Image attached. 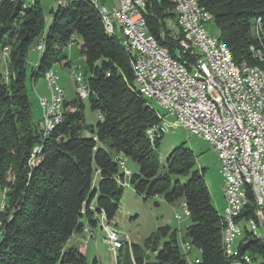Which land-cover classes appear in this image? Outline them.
<instances>
[{
    "label": "trees",
    "instance_id": "obj_1",
    "mask_svg": "<svg viewBox=\"0 0 264 264\" xmlns=\"http://www.w3.org/2000/svg\"><path fill=\"white\" fill-rule=\"evenodd\" d=\"M198 3L210 14L234 63L264 70V38L256 32L258 20L264 27V0ZM22 7L19 0L0 4V264H87L72 239L96 227L101 215L108 224L114 219L125 180L116 157L138 165L129 185L144 201L182 199L190 225L181 240L189 245L187 253L191 248L199 252L188 262L177 231L165 226L145 240L144 249L131 244L129 250L122 243L116 264H264V239L247 226L258 216L253 194L248 190V203L236 219L244 224L236 254L227 256L222 217L211 203L205 169L195 167L193 153L183 144L161 156L159 112L138 93L132 56L118 37L105 32L94 7L86 0L58 1L45 36L39 0ZM143 14L150 34L176 56L173 33L163 21L175 22L174 5L149 0ZM75 37L81 40L83 78L90 90L86 100L100 120L87 128L83 100L76 94L71 101L63 97L62 120L42 136L26 91L28 57L38 41L44 43L32 82L57 63L65 61L70 68L65 48L68 41L76 43ZM174 39H183L180 31ZM3 50H8L7 60Z\"/></svg>",
    "mask_w": 264,
    "mask_h": 264
},
{
    "label": "built area",
    "instance_id": "obj_2",
    "mask_svg": "<svg viewBox=\"0 0 264 264\" xmlns=\"http://www.w3.org/2000/svg\"><path fill=\"white\" fill-rule=\"evenodd\" d=\"M99 1L105 7L111 9L119 24L130 26V34L135 42V50L138 51L141 82L144 84V78H151L152 90L150 92L153 97L162 98V106L166 108V114H171L173 123L183 126L191 135L203 137L209 142L217 155L220 174H224L225 177V186L222 188L228 191V199H224V203L225 205H230L233 212H240L241 214L246 201L245 193L242 191V182L237 180L238 172H234L232 168L236 149L234 144L227 141V132H220L218 126L219 116H214V113H211L207 101L200 93V85L209 83L210 90L217 94L219 100L218 109L226 111L228 130H235V133L241 136L242 144H244L243 163L249 172L252 173L255 193H258V216L256 217L255 228L260 229L262 239H264V213H262V207L260 206V199H262L264 194V166H261V159H264V105L253 104L252 100L246 97L241 90L239 94H236L241 109V120L231 118L229 105L219 95L218 85H215V78H207L206 72L200 67V60L188 50V43H196L198 46L205 48L206 60L214 63V58H220L215 57L213 54L211 36L205 29L207 22L199 20L198 13H189V0H167L174 5L175 23H180V29H186L184 42H176L174 33L171 35V40L176 43L173 51L181 54L184 60L188 61V69H181L180 66L170 63L168 59L170 49L168 47L158 48L152 41L149 29L142 23L140 9H146V4L149 0H109L110 4H107L106 0ZM19 2H27V0H19ZM38 42L31 48L32 53L37 52ZM73 44L68 41L65 50H70ZM6 52L8 50H3L2 54L5 60H7ZM222 66V63L221 65H215L217 71H221ZM71 73L75 83L76 96L80 100L87 99L90 95V90L88 84L84 81L83 73H75L73 70ZM191 73H204L205 81L191 80ZM44 78L50 90V95L49 97L38 98L41 108L39 126L42 136L48 124L59 120L54 110V103L57 102V97L60 94L59 78L54 77L53 71L50 70ZM251 107L260 108V115H251ZM249 134H257V150L253 155L256 159V166H249L248 157H245V146L247 135ZM116 158L122 160L123 168L127 171L126 159L122 157ZM253 167H260L262 187H255ZM123 184L127 186L129 181ZM184 213L188 216L185 206ZM176 218H179V216L176 215ZM99 220L103 230V223H106L105 216L101 215ZM240 224L235 222L234 219L232 220V240L236 242L242 236ZM105 243L113 252L114 242L111 236L105 235ZM185 248L189 250V245L185 244Z\"/></svg>",
    "mask_w": 264,
    "mask_h": 264
},
{
    "label": "rangeland",
    "instance_id": "obj_3",
    "mask_svg": "<svg viewBox=\"0 0 264 264\" xmlns=\"http://www.w3.org/2000/svg\"><path fill=\"white\" fill-rule=\"evenodd\" d=\"M59 0H39L43 17L44 31L42 35H46L52 23L54 13L58 9ZM110 4L109 0H106ZM166 29L172 31L174 35L179 33V29L171 18H163ZM255 27V26H254ZM205 29L211 37L218 38L219 30L216 24L211 20L205 24ZM255 29V28H254ZM255 31V30H254ZM115 34L122 40L123 37L118 27L115 28ZM124 39V37H123ZM76 43L70 50L66 49L65 54L70 60V67L66 68L61 64H55L53 72L57 74L58 85L63 90L64 100L71 101L75 96V83L72 70L75 73H83L85 62L84 57L79 53L81 40L75 37ZM40 55L30 53L28 57V77L26 81V91L31 103L32 119L35 123H39L41 119V108L39 106V97H49L50 90L47 87L45 78L39 77L35 82L30 79L31 70H35L39 63ZM135 87H138L135 82ZM147 105L158 111L160 115L166 116L161 121L163 129V139L161 141V156L165 157L169 152L180 145H184L190 149L194 155L195 167L205 169L204 182L210 193L211 203L219 215H222L225 206L223 198L224 180L220 174V165L215 151L211 148L208 141L203 137L191 135L183 126H172L173 118L166 115V112L153 100H147ZM83 116L87 128L95 127L100 118L96 112L90 108L89 102L83 100ZM86 134V133H85ZM264 166V160H263ZM126 167L131 174L138 173V165L130 160H126ZM124 183V182H123ZM124 185V184H123ZM176 215L179 218H176ZM190 225L188 216L184 213V204L182 199L168 203L160 197H154L148 201H144L143 197L134 193L130 185L124 186L123 195L119 204L118 211L114 219L110 222V228L116 230L118 235L128 244H135L144 249V242L150 235L155 233L157 229L168 226L171 230L177 231V237L182 254L188 262H194V257L199 256V252L194 248L187 253L185 244L181 237L185 228ZM241 227L244 225L240 224ZM103 226H107L103 223ZM101 224H97L92 229V238L84 237L81 240L80 249L84 252L87 264H115V253L105 243V232L100 228ZM236 244V242H235ZM235 249V245H234ZM130 252V251H129ZM95 262V263H94Z\"/></svg>",
    "mask_w": 264,
    "mask_h": 264
},
{
    "label": "bare ground",
    "instance_id": "obj_4",
    "mask_svg": "<svg viewBox=\"0 0 264 264\" xmlns=\"http://www.w3.org/2000/svg\"><path fill=\"white\" fill-rule=\"evenodd\" d=\"M3 0H0V4ZM62 0H59V3ZM89 2L102 20L105 32L111 36H116L115 28L121 31L123 37L119 41L126 52H128L131 57V67L134 74L135 81L138 84L137 91L138 93L145 98L146 100H153L156 102L165 112L166 108L162 106V98L153 97L150 90H152V79L144 78V84L140 80V63L138 61V51L135 50V42L132 40V35L130 34V26L126 24H119L118 19L112 14L111 9H108L104 6L99 0H86ZM34 3V0H27L23 2V10H26L29 6ZM144 10L140 9V17L142 18V23L147 26ZM189 13H198L199 20H204L205 22L211 21L210 14L199 6L198 0H189ZM181 36L183 39L179 42H184V36H186V29H180V23H177ZM148 29V27H147ZM256 32L258 38H264V27L261 24L260 20L256 24ZM152 41L157 45L158 48H162L153 36ZM211 46L213 48L214 63L209 60H206L205 48L198 46L196 43H188V50L190 53H194L195 57L200 60V67L206 72L207 78H215V85H218L219 95L223 100L229 105V113L231 118L234 120H241V109L239 107V100L236 94H239L241 90L244 92L245 96L252 100L253 104L264 105V70L258 66H248L242 64L241 66L236 65L231 57V53L227 49L224 43H222L218 38L211 37ZM44 50V43H38L37 53L41 54ZM176 56H172L168 53V59L172 65L180 66L181 69H188V61L184 60V57L181 54L175 52ZM221 71H217L215 65H221ZM7 75V74H5ZM55 78H58L57 74L53 72ZM191 80L193 81H205L204 73H191ZM241 80V82H240ZM60 94L57 97V102L54 103V110L56 116L59 120L48 124V127L45 128L43 135H47L48 132L54 128V126L62 120V102H63V90L59 87ZM200 93L207 101L208 106L211 109V113H214V116L218 117V126L220 132H227V141L234 144L236 149L235 158L232 161V168L234 172L237 173V180L242 182V191L245 193V206L247 202V193L248 190L254 196V203L258 213L257 200L258 193H255L254 183H252V173L249 172L246 165L243 163L244 158V144H242L241 136L235 133V130H228V122L226 117V111H221L219 108V100L217 94L210 90L209 83H202L200 85ZM159 114V113H158ZM168 117L172 118L171 114H166ZM251 115H260V108L251 107ZM159 119L163 121V118L166 116L158 115ZM179 124L172 123V126L175 127ZM257 150V134L247 135V142L245 146V157H248V165L256 166V159L253 156ZM263 160L261 159V166H263ZM118 164L122 169L124 175V183H127L130 179L131 172L123 168L122 160H118ZM254 182L255 187H262V178L260 173V167H253ZM223 177V186H225V177L224 174H221ZM124 186H126L124 184ZM223 189V198L228 199V191ZM260 206L262 207V213H264V194L262 199H260ZM240 216V212H233V209L230 205H225L222 212V222H223V249L227 256H234L236 251L234 245L236 241L232 240V220L234 219L237 222V218ZM257 217V216H256ZM256 221L252 218L247 222L248 228L259 238H262V232L259 228H255ZM103 230L106 236H111L114 242V253L116 250L121 247L122 240L118 235L117 231L110 228L108 225L103 226ZM264 232V224H263ZM105 241V237H104ZM231 264H239L238 262H233Z\"/></svg>",
    "mask_w": 264,
    "mask_h": 264
},
{
    "label": "crops",
    "instance_id": "obj_5",
    "mask_svg": "<svg viewBox=\"0 0 264 264\" xmlns=\"http://www.w3.org/2000/svg\"><path fill=\"white\" fill-rule=\"evenodd\" d=\"M68 60V62H70V60H69V58H67ZM66 62L65 61H63V62H61V63H59V64H61L62 66H64V64H65ZM71 66V65H70ZM53 71V70H52ZM163 122V121H162ZM224 200V199H223ZM224 209V208H223ZM90 230V229H89ZM91 231V234H92V236H93V232H92V230H90ZM87 236V234L84 232V233H82L81 235H78V236H75L73 239H72V241H73V243L74 244H77L78 245V247H79V249H80V245H82V243H81V240H82V238H84V237H86ZM90 236V235H89ZM92 238V237H91ZM80 251H81V249H80ZM82 251H83V249H82ZM81 251V252H82ZM83 254H84V252H82ZM85 255V254H84ZM195 258V257H194Z\"/></svg>",
    "mask_w": 264,
    "mask_h": 264
}]
</instances>
